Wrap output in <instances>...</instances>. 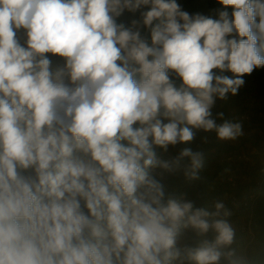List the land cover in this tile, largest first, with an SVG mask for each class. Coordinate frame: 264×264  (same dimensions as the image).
<instances>
[{
    "label": "clouds",
    "instance_id": "9594fccd",
    "mask_svg": "<svg viewBox=\"0 0 264 264\" xmlns=\"http://www.w3.org/2000/svg\"><path fill=\"white\" fill-rule=\"evenodd\" d=\"M218 2L231 17L176 0H0V264H244L231 210L166 184L204 167L203 151L170 146L243 134L212 110L264 67V0Z\"/></svg>",
    "mask_w": 264,
    "mask_h": 264
},
{
    "label": "trees",
    "instance_id": "16d2710c",
    "mask_svg": "<svg viewBox=\"0 0 264 264\" xmlns=\"http://www.w3.org/2000/svg\"><path fill=\"white\" fill-rule=\"evenodd\" d=\"M176 2L182 10L193 16L200 14L219 19L220 11H227L229 17L233 11L231 7L225 9L218 0H176ZM146 10H148L147 7L136 13L126 11L118 18V22L130 26L131 20L141 19L140 12ZM258 20L259 18L257 22ZM17 36L20 43L26 46V30H19ZM142 36L149 43L151 42L150 29H142ZM46 55L52 61L53 70L62 67L65 63L62 57L50 53ZM214 71L218 72V70ZM225 75L231 76L232 73L226 72ZM243 79L245 84L239 89L238 94H229L226 100L218 99L212 110L218 124L224 120L240 123L243 134L236 140H220L214 131L209 133L198 131L196 139L190 144L170 146L165 155H176L183 147L203 151L204 167L200 172L199 181L189 182L182 175H176L167 177L166 184L170 192L177 196L186 194L188 198L196 200L199 206L210 208L216 201L223 202L232 213L228 221L236 232L235 245L240 247L238 255L242 258L246 256L243 258L244 264H264V67L256 68ZM176 82L180 83L178 79ZM220 112L224 114L223 119L217 116ZM243 114L248 115L247 120L241 119ZM241 139H245L247 143H239ZM157 151L162 150L157 149ZM239 152L248 154L251 159L246 163V169L242 168L241 163L225 160L227 155ZM231 173L245 175V179L240 180L237 189L231 188L226 180ZM249 193L255 194L251 208L253 237L250 240L241 229L245 214L234 211V206L230 203L231 195L237 198H248Z\"/></svg>",
    "mask_w": 264,
    "mask_h": 264
},
{
    "label": "built area",
    "instance_id": "2783aa9c",
    "mask_svg": "<svg viewBox=\"0 0 264 264\" xmlns=\"http://www.w3.org/2000/svg\"><path fill=\"white\" fill-rule=\"evenodd\" d=\"M241 119L247 120L248 115L246 114L241 115ZM225 160L228 162L241 163L243 164L242 167L243 169H246L245 166L246 163L251 161L249 155L244 152L229 154L225 157ZM244 179H245V175L235 174V173H231L226 177V180L229 183L230 187L234 189H237L240 180H244ZM254 199H255L254 193H249L248 198H237L234 195L230 196V203L234 206V211H238L242 214H245L244 215L245 219L244 221H242L241 229L244 232L246 238L249 240L253 237V231L251 228V221H252L251 208ZM243 258H246V256L244 255Z\"/></svg>",
    "mask_w": 264,
    "mask_h": 264
},
{
    "label": "rangeland",
    "instance_id": "374dc122",
    "mask_svg": "<svg viewBox=\"0 0 264 264\" xmlns=\"http://www.w3.org/2000/svg\"><path fill=\"white\" fill-rule=\"evenodd\" d=\"M239 143L243 144V143H247V141L245 139H241V140H239ZM233 247H235L237 249V252L240 250V247L235 245V244L233 245Z\"/></svg>",
    "mask_w": 264,
    "mask_h": 264
}]
</instances>
